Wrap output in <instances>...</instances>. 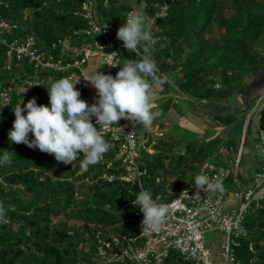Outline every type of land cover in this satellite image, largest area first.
I'll use <instances>...</instances> for the list:
<instances>
[{
    "label": "trees",
    "instance_id": "trees-1",
    "mask_svg": "<svg viewBox=\"0 0 264 264\" xmlns=\"http://www.w3.org/2000/svg\"><path fill=\"white\" fill-rule=\"evenodd\" d=\"M85 1L0 0V21L10 26L0 32V154L14 153L11 164L0 167V202L6 207L0 221V264H132L112 256L141 243L133 242L138 235L133 202L141 190L137 183L120 180L119 144L111 146L110 137L104 136L108 151L84 169L80 164L86 153L73 164H64L38 148L11 142L7 135L16 105L33 97L37 105H48L49 82L70 73L35 69L27 59L9 57L7 45L33 37L40 50L65 58L62 45L51 49L58 40L69 48L92 43L86 35L89 20L81 11ZM136 9L152 21L151 56L157 74L167 78L151 101L152 110L159 113L152 125L134 124L137 135L155 140L154 152H142L138 158L143 189L167 204L181 187H195L196 175L211 177L221 171L228 172L223 188L232 189L235 177L247 186L261 164L256 146L264 133V93L254 111L253 141L248 110H236L230 100L245 94L250 86L246 78L264 68V0H95L92 19L106 29L120 65L145 55L143 46L126 50L116 35ZM171 110L177 117L206 114L215 128L201 140L188 130L181 137L177 123L170 124L175 133L165 128ZM127 122L121 118L116 123ZM245 148H253L256 158L255 166L247 170L249 176L239 172ZM225 152L239 170H230L223 161ZM241 227L233 250L235 264H264V200L249 205ZM163 264L190 262L170 250Z\"/></svg>",
    "mask_w": 264,
    "mask_h": 264
},
{
    "label": "built area",
    "instance_id": "built-area-1",
    "mask_svg": "<svg viewBox=\"0 0 264 264\" xmlns=\"http://www.w3.org/2000/svg\"><path fill=\"white\" fill-rule=\"evenodd\" d=\"M94 3L95 0H87L81 5L83 16L89 20L86 35L93 39L92 43L81 48H69L62 40L52 44V50L57 49V44L62 45L61 52H65L63 54L65 58H56L52 52L40 50L33 37L23 41L15 40L7 45L9 57L15 55L17 59H27L35 69L69 71V76L81 78L75 87L80 93L86 94L85 101L89 105L96 103L97 91L86 79L97 71L115 77L118 68V65H115L119 64L114 43L106 38V29L95 24L92 19ZM2 30H10V26L4 21H0V32ZM0 43H3L2 40ZM91 119L94 126L99 127L95 116ZM113 126L101 127L100 131L104 136L110 137L111 146L119 144L123 163L120 180L130 184L137 183L141 191L145 190L142 187L144 172L138 165V158L142 152L148 154L154 152L152 146L155 140L149 141L148 134L137 135L130 121L115 123ZM155 135L160 137L162 133L155 132ZM258 138L256 154L261 164L247 186L243 187L240 180L235 177L233 188H223V191L213 192L207 187L203 190L181 187L167 203L169 212L155 229L142 223L143 213L135 206L134 201V221L138 235L133 238V242L140 240L141 243L123 249L121 253L114 254L112 259L120 262L128 259L132 264H163L169 251L175 250L190 264H235L233 251L237 245L235 238L242 234L241 223L244 213L252 203L264 200V133L261 132ZM227 175V171H221L210 179L214 183L217 181L222 183ZM112 178L106 177L109 181ZM229 199L235 200L236 209L232 206L229 208L230 211L225 209V203ZM211 231L221 233L223 238L218 262H214L211 249L205 240V234ZM115 242H118V238H115Z\"/></svg>",
    "mask_w": 264,
    "mask_h": 264
},
{
    "label": "clouds",
    "instance_id": "clouds-1",
    "mask_svg": "<svg viewBox=\"0 0 264 264\" xmlns=\"http://www.w3.org/2000/svg\"><path fill=\"white\" fill-rule=\"evenodd\" d=\"M116 35L126 50L135 51L143 46L145 55L142 59H126L123 65L116 64L121 67L115 77L97 71L87 78L97 91L96 103L92 105L80 98V91L75 87L81 78L67 76L51 80L46 87L48 105H37L33 97L13 108L15 119L7 134L9 140L52 154L57 162L64 164H73L80 153H86L80 166L87 169L98 163L109 149L101 127H114L121 118L137 120L150 127L159 115L152 110V85L162 86L167 79L157 74L159 69L151 56L152 30L145 24L144 14L133 11ZM92 116L99 127L94 126ZM13 154L4 150L0 154V167L11 164ZM194 184L201 190L207 187L213 192L223 191L222 183L212 182L206 174L196 175ZM135 206L143 213L142 223L154 229L169 212L168 204L154 199L153 193L147 189L136 194ZM5 215L6 207L0 202V221Z\"/></svg>",
    "mask_w": 264,
    "mask_h": 264
},
{
    "label": "rangeland",
    "instance_id": "rangeland-1",
    "mask_svg": "<svg viewBox=\"0 0 264 264\" xmlns=\"http://www.w3.org/2000/svg\"><path fill=\"white\" fill-rule=\"evenodd\" d=\"M135 11H140L143 13L142 9L135 10ZM152 23L151 20H149L145 16V24L147 26H150ZM250 86L247 92L243 95H235L231 100H230V105L234 107L236 110H242L245 111L246 109L248 110V119L250 120L251 123V130L252 131V136H251V141L255 136V127H256V121L257 118L254 114V111L256 112V108L258 106V102L261 100L262 94L264 93V68L261 70L260 74L257 76H249L245 80ZM161 88L158 85H153L151 92V101H154L155 98L158 97V93L160 92ZM131 124H135L137 120H131L129 119ZM177 123L181 128L182 132L179 130L177 133L181 135V137H186V132L184 130H188L194 134H196V137L198 140L203 139L204 136H206L208 133H206L207 130H214L215 126L210 123L209 118L207 117L206 114L202 113H194V112H187L183 116H176L173 110L169 111V113L166 116V130H170L173 133L175 131L172 129L171 130V125L172 123ZM223 161L227 162L229 165L230 170L234 168V163L231 161L230 157L228 154L225 152L224 153V158ZM256 163V158L254 154L253 148H245L244 150V159L242 161L241 167L239 172H241L244 176H249L250 173H247V170H250V168H253ZM237 169L234 168L235 171ZM235 200L229 199L225 203V209L228 210L231 206L236 209L237 204L234 206ZM230 211V209L228 210ZM205 240L211 249V252L214 257V262L219 261V253L221 249V244L223 242V238L221 233L211 231L207 232L205 234Z\"/></svg>",
    "mask_w": 264,
    "mask_h": 264
},
{
    "label": "crops",
    "instance_id": "crops-1",
    "mask_svg": "<svg viewBox=\"0 0 264 264\" xmlns=\"http://www.w3.org/2000/svg\"><path fill=\"white\" fill-rule=\"evenodd\" d=\"M247 90H248V89H247ZM247 90H246V91H247ZM255 116H256V118H257V115H255ZM256 124H257V121H256Z\"/></svg>",
    "mask_w": 264,
    "mask_h": 264
}]
</instances>
